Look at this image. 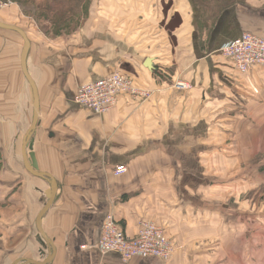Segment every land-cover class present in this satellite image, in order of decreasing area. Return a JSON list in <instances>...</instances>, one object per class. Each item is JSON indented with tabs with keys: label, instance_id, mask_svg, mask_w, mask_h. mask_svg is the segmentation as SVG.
<instances>
[{
	"label": "crops",
	"instance_id": "crops-1",
	"mask_svg": "<svg viewBox=\"0 0 264 264\" xmlns=\"http://www.w3.org/2000/svg\"><path fill=\"white\" fill-rule=\"evenodd\" d=\"M127 6L102 5L106 16L91 18L76 39H50L20 20L28 24L27 70L39 100L32 152L39 171L57 184L41 221L53 246L50 264H264L257 194L264 191V68L239 74L219 54L243 32L264 37V0L229 7L208 35L193 0ZM22 46L18 34L0 29V264L42 262L51 252L48 246L41 255L36 228L50 186L26 170L21 155L33 113ZM115 71L129 75L140 94L120 96L102 116L74 102L79 85ZM228 80L235 145L214 149L234 153L235 190L200 193L212 152L211 91L232 92ZM179 81L190 88L174 86ZM118 166L127 172L115 176ZM108 214L129 237L142 222L156 223L174 253L166 261L101 255Z\"/></svg>",
	"mask_w": 264,
	"mask_h": 264
},
{
	"label": "built area",
	"instance_id": "built-area-1",
	"mask_svg": "<svg viewBox=\"0 0 264 264\" xmlns=\"http://www.w3.org/2000/svg\"><path fill=\"white\" fill-rule=\"evenodd\" d=\"M7 3L12 5L10 0H7ZM219 54L228 59L237 72L245 75L255 67L264 68V38L244 32L238 38L223 44ZM176 87L190 88L186 83H179ZM138 94L140 92L133 85L132 80L115 71L104 78L79 85L74 95V102L102 116L116 106L120 96L132 97ZM126 171L124 166H118L113 174L120 176ZM97 249L101 255L117 253L124 262L135 257H153L166 261L174 253L175 246L156 223L142 222L136 236L129 237L119 227L114 216L108 214L101 226Z\"/></svg>",
	"mask_w": 264,
	"mask_h": 264
},
{
	"label": "rangeland",
	"instance_id": "rangeland-1",
	"mask_svg": "<svg viewBox=\"0 0 264 264\" xmlns=\"http://www.w3.org/2000/svg\"><path fill=\"white\" fill-rule=\"evenodd\" d=\"M12 2V5H8L7 0H0V20L2 22H5L6 24L16 26L20 29H26L28 27V24L21 23L22 21L32 22L30 17H27L26 12L30 9H33L34 11H39V9L46 5L45 0H35V4L31 5L30 3H27L30 7H25L19 5L15 0H10ZM131 1H138V0H91L89 3V6L87 8V17L84 19V21L81 19L83 18L84 14H81L82 11L84 13V9H81L82 6L77 5V8H74L75 2L73 4H67V7L69 10H72L74 13H76L77 22H74L72 26L74 25V30L72 32H80L82 29H84L88 23V21L91 18L106 16L105 13L106 10H103L102 5H109L112 3L118 4L120 7H124L126 9H129L127 6V3ZM54 5V2H51V6ZM86 5H84L85 7ZM53 7V6H52ZM80 8V9H79ZM28 9V10H27ZM77 9V12H76ZM103 13V15H101ZM134 13H137L134 11ZM115 16L118 13H114ZM45 15V11L43 12V16ZM123 15V13L121 14ZM137 16V15H136ZM82 25L80 26V24ZM75 24H78V27L75 26ZM34 27H36L34 25ZM74 33L68 36H60L57 37L58 39H76V36H74ZM251 33V32H250ZM254 35L263 37L261 35L252 33ZM50 39L52 37H49ZM52 39H55L52 38ZM221 55V54H220ZM221 57H223L221 55ZM223 59L230 63V61L223 57ZM233 70V68H232ZM229 86H232V92H229L227 89L220 88L221 90H213L211 91V97L215 94L217 97V100L213 102L211 106V118H210V131H211V139H210V146L212 147V152L209 154L210 156V162L207 163L206 166L209 170L205 171V175H201L199 177L201 185L197 184L198 189L196 191L198 192H205L210 194H220V193H234L235 187L232 185L233 183V163H234V153L232 151H227L224 153V151L216 150L217 147L222 146H231L233 147L235 145V138H234V129H233V122L235 117V96H234V90H233V80H228ZM182 82H175L176 86L177 84ZM173 84V83H171ZM178 88V87H177ZM220 94V97H219ZM226 133V138L219 137V135ZM214 147H216L214 149ZM214 150V151H213ZM208 162V161H207ZM127 172V171H126ZM230 172V173H229ZM124 175V174H123ZM121 176V175H120ZM204 177L205 180L202 178ZM203 184V185H202ZM205 184L204 189L202 190L203 186ZM230 185V186H229ZM205 190V191H204ZM258 196L264 197V191L257 192Z\"/></svg>",
	"mask_w": 264,
	"mask_h": 264
},
{
	"label": "trees",
	"instance_id": "trees-1",
	"mask_svg": "<svg viewBox=\"0 0 264 264\" xmlns=\"http://www.w3.org/2000/svg\"><path fill=\"white\" fill-rule=\"evenodd\" d=\"M15 1L19 5L25 7H29L27 3H30L31 5L35 4L34 3L35 0H15ZM45 1H46V5H43L37 12L34 11L33 9L30 10L27 9L28 11L26 12L27 14L26 16L31 18L34 25L36 26L35 28L38 30L39 33H41L46 37H52V38L54 37L57 38L60 36H68L75 32V31L72 32L75 29L74 25L72 26V24H74V22H77V19H79V17L76 18V13L68 9L67 7L68 3L73 4L75 2L74 8H77V5L82 6L81 9H84V13L82 11L81 14L84 15L81 21L82 20L84 21V19L87 17V12H86L87 8L89 6V3L91 2V0H45ZM51 2H54V5H52L53 7L51 6ZM193 2L199 10V20H198L199 27L201 29H204L205 35H208L209 32L215 26L216 22L218 21V18L222 15V13L226 9L234 5L244 4L246 0H193ZM84 5L86 6L84 7ZM44 11H45V15L43 16ZM81 25L82 23L80 24V26ZM75 26L78 27V24H75ZM22 30L25 32L26 29L24 28ZM22 45H23V40H22ZM121 73L127 76L128 78H130L129 75L123 72ZM261 199L262 200H260L259 205L264 207V197H261Z\"/></svg>",
	"mask_w": 264,
	"mask_h": 264
},
{
	"label": "water",
	"instance_id": "water-1",
	"mask_svg": "<svg viewBox=\"0 0 264 264\" xmlns=\"http://www.w3.org/2000/svg\"><path fill=\"white\" fill-rule=\"evenodd\" d=\"M0 29L15 32L23 40V46H22L21 55H20V65H21L23 76L25 80L27 81L29 89H30L32 106H33L31 124L29 128L27 129L22 139V144H21V155H22L23 163L25 165L26 170L30 174H32L35 177L47 180L50 186L49 189L45 193L47 201L44 204L43 209L39 212L36 218V228L40 235V239L42 241L41 246L43 249L41 251V255H44V249H48L47 248L48 246L51 248V252L47 254L46 259L42 262L25 260L24 264H50L54 256L53 246H52L51 241L46 237V235L44 234L42 230L41 221H42L43 216L46 214V212L48 211V209L50 208V206L52 205L54 201L55 194L57 191V184L55 180L49 174L39 171L35 155L32 152V148H33L32 137L38 127V120H39V100H38V93H37L36 85L34 81L32 80V78L30 77L28 70H27V57H28V53L30 50V41L26 33L22 29L16 26L5 24L0 21ZM146 63L148 66L150 65L151 62L150 60H147Z\"/></svg>",
	"mask_w": 264,
	"mask_h": 264
},
{
	"label": "bare ground",
	"instance_id": "bare-ground-1",
	"mask_svg": "<svg viewBox=\"0 0 264 264\" xmlns=\"http://www.w3.org/2000/svg\"><path fill=\"white\" fill-rule=\"evenodd\" d=\"M74 100V99H73Z\"/></svg>",
	"mask_w": 264,
	"mask_h": 264
}]
</instances>
